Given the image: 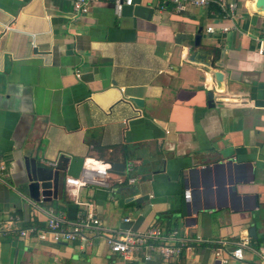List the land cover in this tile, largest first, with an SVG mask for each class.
Returning <instances> with one entry per match:
<instances>
[{
	"label": "crops",
	"instance_id": "0c3cea01",
	"mask_svg": "<svg viewBox=\"0 0 264 264\" xmlns=\"http://www.w3.org/2000/svg\"><path fill=\"white\" fill-rule=\"evenodd\" d=\"M237 1L223 32L214 4L177 12L170 0H133L117 11L114 0H88L78 13L74 0H0V222L15 214L17 227H44L48 209L92 211L109 229H177L191 246L127 261L98 234L56 242L9 231L0 264H211L220 247L227 264H262L250 248L229 256L242 236L264 245V13ZM197 48L212 52L211 66L191 60ZM61 154L111 162V186L80 187L82 203L61 186L32 199L29 161L51 167L43 160ZM183 194L194 223L173 214Z\"/></svg>",
	"mask_w": 264,
	"mask_h": 264
},
{
	"label": "built area",
	"instance_id": "2783aa9c",
	"mask_svg": "<svg viewBox=\"0 0 264 264\" xmlns=\"http://www.w3.org/2000/svg\"><path fill=\"white\" fill-rule=\"evenodd\" d=\"M115 8L120 11L124 4H132L133 0H114ZM174 9L177 12H182L191 7H206L214 4L219 9V17L221 19L220 29L223 32L231 30L232 23H223V21H233L238 16L239 3L237 0H170ZM89 9L88 0H74V10L78 13H86ZM216 29L214 23L208 24L207 31L213 32ZM259 52L264 53V38L259 41ZM140 111H138L139 113ZM43 163L55 167L57 160H43ZM112 164L104 159L95 157H86L83 167L77 177L66 176L64 179L68 193L78 203H82L78 199L77 190L80 187L95 185L99 187H110V171ZM134 167L129 164L126 168L128 173L133 171ZM8 167L6 162L0 157V182L8 184ZM136 177L130 175L129 183L136 182ZM89 206L91 203L83 202ZM47 223L44 227L38 226H20L17 223L20 221L18 215H10L7 219L0 222V238L9 231H17L19 236L28 237L36 236L39 239H50L56 242H73L76 239L88 240L91 234L103 236L108 246L113 253L119 254L124 260L133 261L138 258L149 260L152 255L157 252L170 259L173 256L179 255L184 249H190L188 244L190 239L181 238L177 229L166 231L159 225H150L144 230L127 229H109L104 226L102 220L92 211L87 213L81 211L75 219H69L62 213L56 212L53 209L46 210ZM130 217L124 218L125 221H130ZM195 240L202 241L200 236L195 237ZM228 243V242H224ZM234 248L229 253V256L242 259L244 258V249L250 248L260 258L264 264V245L253 247L250 243L249 236H242L237 240L231 241ZM225 250L220 247L215 251L216 258L227 263L228 259L223 257Z\"/></svg>",
	"mask_w": 264,
	"mask_h": 264
},
{
	"label": "water",
	"instance_id": "95a60500",
	"mask_svg": "<svg viewBox=\"0 0 264 264\" xmlns=\"http://www.w3.org/2000/svg\"><path fill=\"white\" fill-rule=\"evenodd\" d=\"M255 10L264 13V0H254ZM202 28L199 29L201 31ZM201 34H198L195 39V45H200ZM211 54L210 50L204 48H197L191 54V60L195 62H203L208 66H211ZM218 84L221 85L223 74L220 71L215 72ZM208 96L210 101L214 99V92L209 91ZM135 102L142 105V101L136 99ZM85 157L84 156H67L61 154L57 165L55 167H47L38 165L35 159L29 161L28 167V183L30 188V196L36 201L50 200L51 197H55L57 192L62 186L63 179L65 178L64 173L68 176L77 177L83 167ZM236 186H232L231 190H235ZM175 219L178 221L181 217L184 218L185 222L194 223L195 220H190L191 211L189 209V200L186 195L183 194L181 199V209L175 210ZM254 227L251 228L250 234L254 232ZM211 264H227L223 263L221 259L216 258Z\"/></svg>",
	"mask_w": 264,
	"mask_h": 264
},
{
	"label": "trees",
	"instance_id": "16d2710c",
	"mask_svg": "<svg viewBox=\"0 0 264 264\" xmlns=\"http://www.w3.org/2000/svg\"><path fill=\"white\" fill-rule=\"evenodd\" d=\"M61 188H62V193H63V197H64V199L67 200V201H69V200H68V191H67V188H66V186H65V182H64V181H63V183H62ZM24 225H25V226H38V227H43V226H39V225L34 224V223H28V222L24 223Z\"/></svg>",
	"mask_w": 264,
	"mask_h": 264
},
{
	"label": "rangeland",
	"instance_id": "374dc122",
	"mask_svg": "<svg viewBox=\"0 0 264 264\" xmlns=\"http://www.w3.org/2000/svg\"><path fill=\"white\" fill-rule=\"evenodd\" d=\"M143 262H144V261H143L142 259H140V262H139V264H143Z\"/></svg>",
	"mask_w": 264,
	"mask_h": 264
},
{
	"label": "bare ground",
	"instance_id": "6f19581e",
	"mask_svg": "<svg viewBox=\"0 0 264 264\" xmlns=\"http://www.w3.org/2000/svg\"><path fill=\"white\" fill-rule=\"evenodd\" d=\"M254 7L256 8L255 3H254Z\"/></svg>",
	"mask_w": 264,
	"mask_h": 264
}]
</instances>
